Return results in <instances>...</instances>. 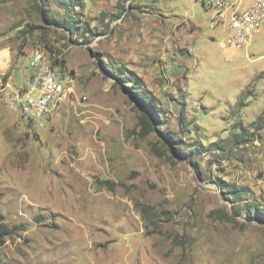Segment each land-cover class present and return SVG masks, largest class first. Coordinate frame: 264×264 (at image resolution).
<instances>
[{
    "label": "rangeland",
    "instance_id": "374dc122",
    "mask_svg": "<svg viewBox=\"0 0 264 264\" xmlns=\"http://www.w3.org/2000/svg\"><path fill=\"white\" fill-rule=\"evenodd\" d=\"M215 11L0 0L1 263L264 264V25L222 49ZM35 48L72 94L32 121L5 102Z\"/></svg>",
    "mask_w": 264,
    "mask_h": 264
},
{
    "label": "built area",
    "instance_id": "2783aa9c",
    "mask_svg": "<svg viewBox=\"0 0 264 264\" xmlns=\"http://www.w3.org/2000/svg\"><path fill=\"white\" fill-rule=\"evenodd\" d=\"M230 0H207V7H216V20L220 14L219 4H229ZM264 25V6L262 0H245L241 12L236 14V25H229L228 30L222 33L216 42L222 49L240 50L247 46L254 33ZM42 56L41 49L32 51L29 68L40 69V76L24 77L33 78V87L19 92H9V105L19 108L23 118L34 120L35 117H46L49 108L54 107L60 96H70L72 90L64 89V81H71L68 74L54 75L53 68L38 67V58ZM4 83H9L8 80ZM11 84V83H10Z\"/></svg>",
    "mask_w": 264,
    "mask_h": 264
},
{
    "label": "bare ground",
    "instance_id": "6f19581e",
    "mask_svg": "<svg viewBox=\"0 0 264 264\" xmlns=\"http://www.w3.org/2000/svg\"><path fill=\"white\" fill-rule=\"evenodd\" d=\"M244 0H230L229 4H219L218 6V13L220 14L218 21H221L223 24L221 33H225L229 25H236V14L241 12V8L244 7V5L241 4V2ZM207 2V0H205ZM262 6H264V0H262ZM216 8V7H215ZM213 20H216V11L214 12ZM38 67H45V68H53L54 75H65L62 72H59L54 67L53 63H51L45 55L42 53V56L38 58ZM34 76H40V69H32V74L30 77ZM70 79V77H69ZM71 80V79H70ZM33 87V78H28V80L20 86L17 87H11L9 89V92H19V90H28L29 88ZM64 89L66 90H72L71 81H64ZM8 92V94H9ZM70 96H60L57 99V102L55 103L54 107L49 108V114L46 115V117H35L34 120L37 119H46L54 110H56L59 106V104L66 99H68ZM6 107L11 108L9 105V98L6 96ZM16 109V108H11ZM19 109V108H17ZM20 110V109H19ZM21 111V110H20ZM22 116V114H21ZM23 118V116H22ZM26 120H30L29 118H24ZM32 120V121H34Z\"/></svg>",
    "mask_w": 264,
    "mask_h": 264
},
{
    "label": "trees",
    "instance_id": "16d2710c",
    "mask_svg": "<svg viewBox=\"0 0 264 264\" xmlns=\"http://www.w3.org/2000/svg\"><path fill=\"white\" fill-rule=\"evenodd\" d=\"M70 1L73 2V0H70ZM51 22H55V21H51ZM58 24H61L62 27H65L69 30L74 29L73 23H71L70 21H63V23H58ZM140 100H141L140 107L142 109V112L139 116V119L141 122L140 124H141V128H142V132L147 133L151 124H152V121L156 120L155 116L158 115V111H157V107L155 105H153V103L151 102V99L149 98V96L143 95L140 98ZM169 138H172V137L169 136ZM177 148L179 150V154H182V155L186 154V153L180 151L179 147H177ZM236 193H237V188L234 187L233 194H236ZM253 209H254V213L256 214V216L257 217L259 216V218L261 220H263V222H264V210L259 211V207L257 205H254ZM257 213H259V215H257ZM11 231H12V228L3 222V216L0 214V245L3 242V238L6 237L7 235H9L11 233ZM0 264H3V263H1V261H0Z\"/></svg>",
    "mask_w": 264,
    "mask_h": 264
},
{
    "label": "crops",
    "instance_id": "0c3cea01",
    "mask_svg": "<svg viewBox=\"0 0 264 264\" xmlns=\"http://www.w3.org/2000/svg\"><path fill=\"white\" fill-rule=\"evenodd\" d=\"M245 3V0L243 1ZM244 5V4H243Z\"/></svg>",
    "mask_w": 264,
    "mask_h": 264
}]
</instances>
